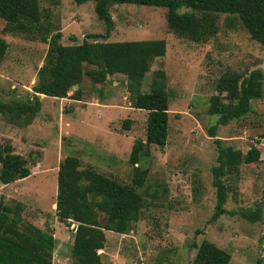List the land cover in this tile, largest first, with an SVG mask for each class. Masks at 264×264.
Listing matches in <instances>:
<instances>
[{"label": "rangeland", "instance_id": "1", "mask_svg": "<svg viewBox=\"0 0 264 264\" xmlns=\"http://www.w3.org/2000/svg\"><path fill=\"white\" fill-rule=\"evenodd\" d=\"M39 7L50 23V34L59 30L63 45L83 39L160 38L165 42L164 54L154 58L144 73L140 91L147 92L154 71L163 70L168 107L166 141L161 148L148 146L146 180L136 188L145 204L127 233L104 231V247L97 250L102 264H189L194 253L191 245L202 238L227 251L228 264H256L257 258L264 264V90L260 99L251 101L245 115L216 126V137L223 145L243 153L254 145L259 159L241 163L223 177L226 212L213 221L210 167L216 150L206 132L216 121L207 107L210 96L216 94L218 77L231 71L246 74L255 68L264 74V46L249 37L235 16L222 13L217 14L216 33L204 42H193L168 30L162 6L111 3L112 27L107 38L89 37L104 32L92 0L80 4L39 0ZM4 24L0 18V36L7 42L0 61L2 101L30 91L46 49L38 38L2 32ZM89 67L84 64V68ZM79 87L80 100L39 96L40 109L28 125L13 126L0 116V141L8 140L30 168L27 177L0 184V199L18 208L21 224L52 230L51 264H71L73 229V224L58 222L54 215L55 165L64 155H74L81 167L90 166L129 184L130 147L134 139H144L146 111L130 106L122 74L108 75L102 84H91L82 75ZM125 118L130 119L127 129L122 126ZM146 186L149 195L143 191ZM155 188L160 192L157 196L151 194ZM258 206L261 213L257 221H247L239 214L242 209ZM97 217L104 222L102 213L97 212Z\"/></svg>", "mask_w": 264, "mask_h": 264}, {"label": "trees", "instance_id": "2", "mask_svg": "<svg viewBox=\"0 0 264 264\" xmlns=\"http://www.w3.org/2000/svg\"><path fill=\"white\" fill-rule=\"evenodd\" d=\"M76 4L88 0H72ZM96 18L104 25L102 34L109 36L112 19L108 10L111 3L142 4L166 8L165 21L176 37L193 42H204L216 33L217 14L235 16L249 37L264 46V0H92ZM183 9L182 12H179ZM0 18L5 21L2 32H20L38 38L46 44L41 65L36 69V79L23 96L0 100V116L13 126L28 125L40 109L39 95L52 98L80 100L79 83L82 75L91 84H102L108 75L122 74L125 91L132 108L146 111L144 139H134L128 154L132 166L129 184L105 176L92 167H81L74 155H64L57 163L55 174L54 215L58 222L73 224L70 245L71 264H102L97 250L104 247V231L125 234L131 222L137 220L145 199L136 188L144 185L148 169L145 157L148 146L163 147L167 137L168 107L163 85L164 72L154 71L147 92L140 91L141 79L150 63L165 52L163 39L95 41L85 39L79 43H60L61 33L50 34V23L39 7V0H0ZM74 40V37H70ZM7 42L0 36V61ZM84 64L89 68H84ZM261 69L246 74L231 71L218 77L216 94L209 98L207 113L216 116L214 124L207 127L216 150L214 164L210 167L211 185L215 202L210 220L226 212L227 198L223 177L236 171L241 163L255 162L259 151L251 145L243 153L240 149L223 145L216 137V126L241 118L251 109V101L260 99L264 90ZM76 88L70 94L72 86ZM223 92V94H221ZM226 100V101H223ZM128 118L122 126L128 128ZM30 155V158H33ZM30 174L27 159L15 153L8 140L0 141V184L23 179ZM149 195L148 186L143 189ZM153 189L154 196L159 195ZM97 212L103 214L100 223ZM261 209H242L239 214L247 221L259 220ZM16 206L0 199V264H51L55 239L51 229H40L31 223L21 224ZM194 249L189 264H228L229 253L202 238L192 243ZM260 264V259L255 260ZM173 264V263H156Z\"/></svg>", "mask_w": 264, "mask_h": 264}, {"label": "crops", "instance_id": "3", "mask_svg": "<svg viewBox=\"0 0 264 264\" xmlns=\"http://www.w3.org/2000/svg\"><path fill=\"white\" fill-rule=\"evenodd\" d=\"M40 97H43V95H39ZM237 148V147H236ZM56 168H57V164L55 165L54 167V171L53 172H56Z\"/></svg>", "mask_w": 264, "mask_h": 264}, {"label": "built area", "instance_id": "4", "mask_svg": "<svg viewBox=\"0 0 264 264\" xmlns=\"http://www.w3.org/2000/svg\"><path fill=\"white\" fill-rule=\"evenodd\" d=\"M263 245H264V242H263L262 246H263ZM263 251H264V247H263ZM263 251H262V252H263ZM262 254H263V253H262ZM262 254H261L260 256H262Z\"/></svg>", "mask_w": 264, "mask_h": 264}, {"label": "water", "instance_id": "5", "mask_svg": "<svg viewBox=\"0 0 264 264\" xmlns=\"http://www.w3.org/2000/svg\"><path fill=\"white\" fill-rule=\"evenodd\" d=\"M75 88H76V85H73V86H72V89H75Z\"/></svg>", "mask_w": 264, "mask_h": 264}]
</instances>
